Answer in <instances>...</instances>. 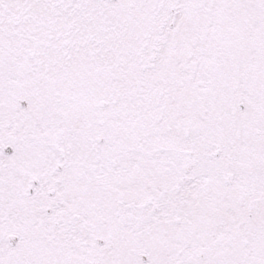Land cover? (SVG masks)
<instances>
[{
	"label": "snow or ice",
	"instance_id": "obj_1",
	"mask_svg": "<svg viewBox=\"0 0 264 264\" xmlns=\"http://www.w3.org/2000/svg\"><path fill=\"white\" fill-rule=\"evenodd\" d=\"M0 264H264V0H0Z\"/></svg>",
	"mask_w": 264,
	"mask_h": 264
}]
</instances>
